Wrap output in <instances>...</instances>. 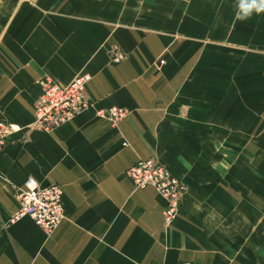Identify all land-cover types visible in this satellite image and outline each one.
<instances>
[{
    "label": "crops",
    "instance_id": "obj_1",
    "mask_svg": "<svg viewBox=\"0 0 264 264\" xmlns=\"http://www.w3.org/2000/svg\"><path fill=\"white\" fill-rule=\"evenodd\" d=\"M238 2L0 0V119L21 126L0 150V264H264V12ZM80 73L129 115L35 128L38 81ZM148 157L187 185L171 226L127 175ZM30 176L62 186L52 232L14 218Z\"/></svg>",
    "mask_w": 264,
    "mask_h": 264
},
{
    "label": "built area",
    "instance_id": "obj_2",
    "mask_svg": "<svg viewBox=\"0 0 264 264\" xmlns=\"http://www.w3.org/2000/svg\"><path fill=\"white\" fill-rule=\"evenodd\" d=\"M124 58V53L119 50L112 54L113 62L118 63ZM90 79L89 73H80L67 84L61 85L48 75L43 76L38 81L34 101V127L44 131L52 130L88 109H93L97 117L108 119L113 127H117L129 115L130 110L120 104L97 108L87 92ZM20 130L18 123L0 119V150L9 137ZM126 172L135 188L151 186L164 198L163 221L166 227L171 226L179 214L187 185L157 157L139 158ZM16 197L19 207L14 218L29 216L48 233L52 232L66 215L63 189L57 182L42 184L30 176L17 187ZM181 264L191 262L183 261Z\"/></svg>",
    "mask_w": 264,
    "mask_h": 264
},
{
    "label": "clouds",
    "instance_id": "obj_3",
    "mask_svg": "<svg viewBox=\"0 0 264 264\" xmlns=\"http://www.w3.org/2000/svg\"><path fill=\"white\" fill-rule=\"evenodd\" d=\"M238 11L235 13L237 19L244 20L253 15L264 12V0H239Z\"/></svg>",
    "mask_w": 264,
    "mask_h": 264
}]
</instances>
